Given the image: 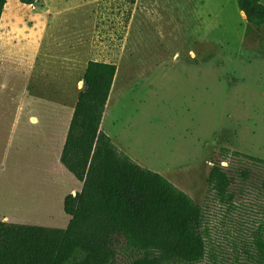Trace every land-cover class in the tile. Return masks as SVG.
I'll return each mask as SVG.
<instances>
[{
  "label": "rangeland",
  "instance_id": "1",
  "mask_svg": "<svg viewBox=\"0 0 264 264\" xmlns=\"http://www.w3.org/2000/svg\"><path fill=\"white\" fill-rule=\"evenodd\" d=\"M1 22L0 213L25 189L10 179H55L56 206L44 202L53 213L41 220L67 227L63 200L82 185L61 162L63 141L88 62L105 61L118 69L103 130H119L150 170L203 206L208 253L198 264L254 263L264 195L237 185L229 205L208 196L223 148L264 159V27L238 0H8ZM118 112L130 122L116 123Z\"/></svg>",
  "mask_w": 264,
  "mask_h": 264
},
{
  "label": "trees",
  "instance_id": "2",
  "mask_svg": "<svg viewBox=\"0 0 264 264\" xmlns=\"http://www.w3.org/2000/svg\"><path fill=\"white\" fill-rule=\"evenodd\" d=\"M7 3L0 0V22ZM238 3L249 23L264 27L262 0ZM117 69L115 63L90 60L85 70L61 157L83 183L64 199L67 227L0 220V264H117L121 253L128 254L125 264H198L206 258L203 206L135 162L101 129ZM222 155L209 173L208 196L229 205L237 185L254 186L264 195V159L226 148ZM255 245L253 264H264V223Z\"/></svg>",
  "mask_w": 264,
  "mask_h": 264
},
{
  "label": "crops",
  "instance_id": "3",
  "mask_svg": "<svg viewBox=\"0 0 264 264\" xmlns=\"http://www.w3.org/2000/svg\"><path fill=\"white\" fill-rule=\"evenodd\" d=\"M113 87H114V84H113ZM113 87H112V89H113ZM119 99H120V96H119L118 92L116 91V97L114 99V102L112 103V109H111V111L113 112V116H114L115 112L117 111V109L115 108V104L117 101H119ZM107 110L109 111L108 106H106V110L104 112V117H103L102 124H101L102 130L104 129V126H105V123L107 120V116H106V113L108 112ZM73 114L71 115L69 126L67 127V135H68V132H69V129L71 126ZM117 114H118V116L116 117V120H115L116 123H119L121 121L130 122V117L129 118L128 117L122 118L123 115H120V112H118ZM34 118H36V117H34ZM118 119H119V121H118ZM36 120H37V118H36ZM117 126L118 127L119 126L125 127L127 125L120 123V124H117ZM113 127L115 128L116 125H113ZM116 131H114V134L112 136H111L110 132H108V131H106V132L112 138L114 144L122 152L129 155L135 162H137L139 165H141L142 167L147 169L149 166H147V163L145 162V160H143L142 158H140L139 156H137L134 153V151L131 148V144H130L129 140L127 139V143H124L123 141H121L118 138L120 135V133H119L120 131L118 130L117 134H116ZM56 132H57V127H56V122H54L53 123V132H52V140H53V146H54V151H53V153H54V171L56 169V164H57V162H56L57 161ZM66 139H67V136H66ZM66 139L63 141V149H64V146L66 143ZM62 153H63V150H62ZM61 157H62V154L60 155V159H61ZM9 183H10L9 187H14V186L21 187V186L25 185V189H23L22 191L21 190L19 191L20 196L18 199L14 200V201H11L9 199L7 200L6 208H8V210H7L6 214H4L5 212L0 213V220L7 221L9 223H15V224H26V225L47 227V225H49L50 223H47L46 220L44 222H42L41 219H42V217H44L46 219L47 217H49L53 213L52 212V213L48 214L46 212V204L45 203H47V200L52 198V206L53 205L56 206V201H55L56 180L54 179L53 181H51V179H48L45 177L42 178L40 176H38V177H27V178L17 177L15 179H10L9 181H7V184H9ZM47 183H48L49 187L46 185ZM81 185L83 187L82 182H81ZM46 187H48V188H46ZM82 187H81V189H82ZM74 193L76 194V192H74ZM42 203H44L45 205H42ZM63 207H64V200H63ZM3 208H5V207L3 206ZM50 208H51V206H49L48 209H50ZM53 208H54V206H53Z\"/></svg>",
  "mask_w": 264,
  "mask_h": 264
},
{
  "label": "bare ground",
  "instance_id": "4",
  "mask_svg": "<svg viewBox=\"0 0 264 264\" xmlns=\"http://www.w3.org/2000/svg\"><path fill=\"white\" fill-rule=\"evenodd\" d=\"M244 15V14H243ZM2 23V22H1ZM1 25V24H0ZM1 28V27H0ZM33 121L36 122V119L33 118Z\"/></svg>",
  "mask_w": 264,
  "mask_h": 264
}]
</instances>
